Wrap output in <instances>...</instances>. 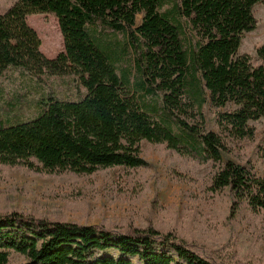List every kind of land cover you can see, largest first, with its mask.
<instances>
[{"label":"trees","instance_id":"1","mask_svg":"<svg viewBox=\"0 0 264 264\" xmlns=\"http://www.w3.org/2000/svg\"><path fill=\"white\" fill-rule=\"evenodd\" d=\"M261 1L18 0L0 15V80L12 68L37 80L70 76L89 93L108 90L121 100L124 112L117 114L108 102L95 101L105 142L97 146L77 140L57 99L49 98L33 141L50 172L70 171L78 158L145 169L143 143L165 145L210 165L208 188L228 193L233 215L244 209L264 215V177L223 159L228 142L253 140L251 123L264 118V45L257 50L258 67L250 56H239L244 34L256 28L253 9ZM49 14L58 20L65 47L53 59L41 52V38L28 24L29 16ZM99 25L122 34L124 43L102 39ZM127 55L133 65L121 70ZM207 104L218 111L219 133L206 129ZM231 104L235 109L222 112ZM258 154L264 166V146ZM14 255L27 264H223L151 222L92 226L0 211V264H11Z\"/></svg>","mask_w":264,"mask_h":264},{"label":"rangeland","instance_id":"2","mask_svg":"<svg viewBox=\"0 0 264 264\" xmlns=\"http://www.w3.org/2000/svg\"><path fill=\"white\" fill-rule=\"evenodd\" d=\"M17 1L0 0V15ZM168 6L172 9L173 1ZM253 13L256 28L244 34L239 56H250L258 67L262 61L257 50L264 45V0ZM142 19V15L137 17V26ZM28 24L41 38V52L46 57L53 59L65 51L55 16L32 15ZM98 31L102 39L124 43L122 34L113 36L110 29L100 25ZM189 38L193 44L197 41L193 36ZM118 65L121 70L128 69L133 59L130 55L122 57ZM51 97L60 104L72 135L97 146L105 142L98 133L95 101L108 102L115 114L122 109L114 92L89 93L73 77L37 80L21 69H9L0 80V211L18 210L92 226L133 222L144 227L151 222L181 234L205 258L213 257L223 264H264V215L248 209L233 215L228 193L215 195L208 188L210 165L182 158L165 145L143 143V157L148 164L145 169L97 165L78 158L70 171L50 172L33 135ZM233 109L231 104L222 112ZM217 116L218 111L209 104L204 107L207 130L220 132ZM251 125L256 129L254 139L229 141L223 159L253 168L264 177L258 154L264 146V118ZM27 263L19 255L11 261Z\"/></svg>","mask_w":264,"mask_h":264}]
</instances>
